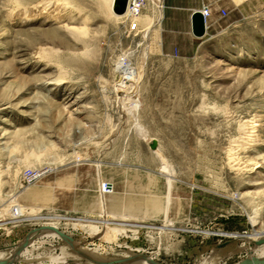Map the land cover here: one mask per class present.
Instances as JSON below:
<instances>
[{"label": "rangeland", "instance_id": "1", "mask_svg": "<svg viewBox=\"0 0 264 264\" xmlns=\"http://www.w3.org/2000/svg\"><path fill=\"white\" fill-rule=\"evenodd\" d=\"M33 1L0 0V208L16 197L23 208L0 214L2 263L253 264L264 250L251 236L264 231V0H225L228 30L186 58L162 51L143 13L117 19L103 0H59L60 19L9 16ZM125 53L141 73L136 121L113 89ZM254 114L258 141L239 157L259 166L234 172L228 140ZM126 196L138 207L120 217Z\"/></svg>", "mask_w": 264, "mask_h": 264}, {"label": "bare ground", "instance_id": "2", "mask_svg": "<svg viewBox=\"0 0 264 264\" xmlns=\"http://www.w3.org/2000/svg\"><path fill=\"white\" fill-rule=\"evenodd\" d=\"M103 1L106 4L108 13L113 14V16L115 18L125 19L128 17L126 13H124L122 15H118V14H115L114 12H112L113 0H103ZM154 2L159 3L160 0H154ZM50 4H52V7ZM59 4H60L59 0H54V1H52V0H34L32 5L29 7H21L18 5L13 6L12 8L9 9V16L11 18L20 17L23 22H27V23H31V22L39 21L41 19H45L47 16H49V14H51L52 18L60 19L61 9H59ZM209 10H210V8H209ZM158 20H159V18H158ZM137 21H138L139 25H147L146 29H147L148 35H149V32L151 31V29L154 28V26H155V24H153V23L149 24L150 22H152V19H150V18H149V20H148V18H140V19H137ZM156 22H157V20H156ZM80 30H82V29H80ZM84 30L85 29H83V31ZM155 30L159 34L158 29H155ZM79 33H80V31H79ZM152 34H153V32H152ZM154 35L157 36V34H154ZM46 49L41 48V53H42V51H43V53L44 52L46 53L47 52ZM48 52H49V50H48ZM113 69H114V72L116 75V77H115L116 80L114 81L113 89H114V92L116 94V98H117L118 103H119L121 114H123L127 118L129 117V115H131L133 117V119L136 121L138 118L136 110H137L138 105H139L136 94L138 92L139 81H140V77H141L140 70H138L136 67H134L130 64L128 55L126 53L122 54L120 57H118L117 61L114 63ZM138 98H139V96H138ZM225 113L227 114V111ZM124 120L126 121L127 119L125 118ZM136 123H138V122H136ZM235 123H236V121H235ZM237 125H238L237 127L239 129L238 135H236L235 137H231L228 140V147H227V150L225 152V166L234 172H241V171L243 172L244 170H247L248 168H251L252 166H253V168H257L259 166L258 162L250 163V162H247L246 160L245 161L241 160L242 158L239 157V151L242 149H246L249 146L254 145L258 141L257 129L260 126L258 115L254 114V116L251 119H240V120H238ZM135 132H137L139 134V136H141V138H143V139L148 137L147 131L145 130V128H143L140 125H137ZM150 139H152V138H150ZM159 148H160V145L157 147V149H155V152L158 151ZM162 166H163L162 168H166V170L169 171L168 170L169 167L165 162H162ZM129 198H130L129 196L124 197V202H122L123 204L121 203V206H125L126 210H120L119 211L120 217H126L125 216L126 213L128 214L130 212H135L136 208L138 207L136 204H134L132 201H130ZM13 200L14 199H11V200L7 201V203L4 204L3 207L1 206L2 208H0V214L2 213L3 215L4 214L9 215L12 218H20V216L23 213V208L19 204V201H18L19 197L15 198L14 203H13ZM11 204H12V206H11ZM7 205H9L10 207L6 208ZM12 207H13V209H12ZM101 209L103 210L102 212L104 213L105 216L110 213V209H108V210L106 209V211L104 210L103 207H101ZM255 214H256V212H255ZM112 216H114V215H112ZM252 222H254V221H252ZM103 223H105V222H103ZM50 224L52 225V223H50ZM47 231H50V230H47ZM111 231H113V229H111L109 226L103 225L101 231L98 233H103V235H105ZM50 232H52V231H50ZM116 232H117V230H116ZM251 236H252V238L255 239V241L257 239L264 240V231L258 232V233L253 232L251 234ZM141 260H142V258H141ZM254 261L257 264H260L261 261H264V250L255 257ZM2 262H3V260L0 259V263H2Z\"/></svg>", "mask_w": 264, "mask_h": 264}, {"label": "crops", "instance_id": "3", "mask_svg": "<svg viewBox=\"0 0 264 264\" xmlns=\"http://www.w3.org/2000/svg\"><path fill=\"white\" fill-rule=\"evenodd\" d=\"M204 7L210 8V15L206 22L207 34L198 38L191 32V15ZM226 7L225 0H161L160 4L147 3L143 18L157 20L155 25H159L161 47L164 53H175L176 57L186 58L192 54L189 50H193V47L196 50L203 41L224 34L228 30L231 25L230 11ZM222 11H225L227 15H223ZM158 17H160L159 20Z\"/></svg>", "mask_w": 264, "mask_h": 264}, {"label": "water", "instance_id": "4", "mask_svg": "<svg viewBox=\"0 0 264 264\" xmlns=\"http://www.w3.org/2000/svg\"><path fill=\"white\" fill-rule=\"evenodd\" d=\"M128 0H113L112 12L118 15H122L126 12ZM191 32L195 37H203L206 34V22L201 11H195L191 15ZM156 140L152 139L149 143L151 149L156 148ZM264 240H257L255 243L258 245ZM264 261H261L262 264ZM253 264H257L255 261Z\"/></svg>", "mask_w": 264, "mask_h": 264}, {"label": "built area", "instance_id": "5", "mask_svg": "<svg viewBox=\"0 0 264 264\" xmlns=\"http://www.w3.org/2000/svg\"><path fill=\"white\" fill-rule=\"evenodd\" d=\"M146 6H147V0H128L126 12H125L128 16L127 18L133 19V18L140 16L143 13ZM201 13L205 19V22H207V18L210 15L209 8L204 7L201 10ZM222 14L226 15L225 11H222ZM37 175L38 173L32 170H26L23 173V177L26 182L33 181L37 177Z\"/></svg>", "mask_w": 264, "mask_h": 264}]
</instances>
